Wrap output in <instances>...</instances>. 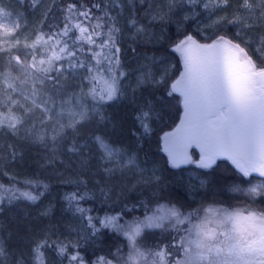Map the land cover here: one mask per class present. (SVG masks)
Returning <instances> with one entry per match:
<instances>
[{"label":"snow or ice","instance_id":"obj_1","mask_svg":"<svg viewBox=\"0 0 264 264\" xmlns=\"http://www.w3.org/2000/svg\"><path fill=\"white\" fill-rule=\"evenodd\" d=\"M16 4L25 12H39L40 23H29L27 15L0 6V137L44 150L42 167L69 186L61 200L89 236L109 229L124 238L112 258L99 257L96 264H264V209L253 206L258 199L264 202V0H61L58 4L53 0L51 6L45 0H16ZM178 6L186 13L184 23L195 26L191 31L178 30L171 44L170 51L179 57L180 67L172 66L178 75L170 79L168 69L153 73L145 65L135 84L129 83L121 61L125 28L135 42L148 33L138 17L140 9L153 23ZM202 15L211 23L202 25ZM224 24L234 25L235 31H224ZM101 79L103 87H98ZM147 88L181 98L179 125L163 136L170 166L187 164L204 170L197 176L198 188L203 189L207 182L199 177L212 175L217 161L230 162L237 182L228 191L240 203L202 200L191 208L158 196L153 187L151 198L138 199L115 214L92 215L85 206L92 180L85 173L92 171L93 160L99 177L95 187L104 196L113 180L140 170L133 155L110 145L93 125L108 121L106 106L129 93L135 103L137 92ZM156 115L152 101L138 105L139 129L147 134ZM5 147L8 155L0 159L16 160L15 145ZM190 149L199 150L198 159ZM64 172L75 178H66ZM0 174L10 181L0 183V212L18 202L37 205L50 188L39 175ZM158 181L153 173L141 175L137 183L158 185ZM139 209L142 219L134 215ZM51 210V205L44 207L39 216L48 217ZM128 215H133L131 221L124 219ZM53 236L48 228L34 231L16 252L0 239V264H48V249L60 258L59 264H85L78 240Z\"/></svg>","mask_w":264,"mask_h":264},{"label":"trees","instance_id":"obj_2","mask_svg":"<svg viewBox=\"0 0 264 264\" xmlns=\"http://www.w3.org/2000/svg\"><path fill=\"white\" fill-rule=\"evenodd\" d=\"M60 2L61 0H55L57 4ZM2 3L11 9L20 11L22 16L27 15V22L37 25L40 23L39 12L32 14L30 9L25 12L18 8L16 0H2ZM45 3L47 6H51L53 0H45ZM137 7L139 8V5ZM56 10L53 8V11ZM185 14V11L178 6L165 19L149 23L144 10H139L138 17L141 23L147 25V35L134 42L125 28L121 40L123 49L121 61L129 73V83L135 84L139 69L145 65L150 67L153 73L168 69L170 79H174L178 75L175 68L180 67L179 57L172 53L169 47L178 30L191 31L195 27L194 25L188 27L184 23ZM127 15L126 9L120 19L122 27L125 25ZM221 15H229V13H221ZM199 22L203 25L210 21L207 16L202 15ZM223 30L234 32L235 26L224 24ZM132 48H135L136 51L133 52ZM146 58H154V60L148 61ZM173 65L175 68L172 67ZM145 100L152 101L157 111L147 134L139 129L135 120L137 107L143 104ZM105 113L108 121L98 126L93 125L96 134L103 136L112 146L135 154L137 163L141 167H158L160 170L156 168L155 174L159 177V181L158 185L138 184L137 180L140 176L134 175L136 173H128L123 178L113 180L110 185L111 190L107 196H104L95 187L99 177L95 170V160H93L92 171L85 173L92 180L88 186L91 190L90 198L86 201L85 206L92 209L93 216L103 217L106 214H115L125 205L130 207L138 199L151 198L153 187H156L158 196L180 201L190 207L197 206L202 200L207 201L214 196L221 195L223 198H231L234 195L228 193L227 189L231 184L237 182L235 177L226 180L227 183H219L215 181L216 179L212 174L207 177L203 176L207 182V187L197 195L191 196L193 191L189 187L185 170H167L164 161L157 154L156 149L160 146L162 135L171 130L180 118L181 105L177 96L165 97L163 89H142L137 92L135 103L132 102L129 93L127 98L119 99L106 106ZM9 144L15 145L19 155L14 161L0 159V172L15 173L18 178L39 175L49 182L50 188L37 205L18 202L5 206L4 210L0 212V239L5 242V247L10 252H16L25 247L32 232L48 228L53 231L54 239L59 237L65 240H78L80 245L78 250L83 256L85 264H96L99 257L112 258L116 248L125 243L124 238L109 229H101L96 236H89L86 230H82V224L77 216L68 210L61 200L62 193L68 191L69 186L61 184L60 175L53 170L42 167V160L45 156L44 150L38 145L16 140L10 136H3L0 137V156L6 157L8 155L5 146ZM217 164L219 165L217 168L229 169L234 173V169L226 161H218ZM64 176L69 179L75 178L68 172H64ZM255 181L257 180L253 182ZM0 183L8 185L10 181L7 176L0 174ZM243 186L248 185H241V187ZM198 196L201 197L199 200L196 199ZM49 205L52 206L51 214L41 218L39 211ZM254 205L264 206V202L258 199ZM134 215L142 219L143 209H139ZM131 218L133 215H128L124 219L129 221ZM46 258L48 264H59L60 258L52 249L47 250Z\"/></svg>","mask_w":264,"mask_h":264},{"label":"rangeland","instance_id":"obj_3","mask_svg":"<svg viewBox=\"0 0 264 264\" xmlns=\"http://www.w3.org/2000/svg\"><path fill=\"white\" fill-rule=\"evenodd\" d=\"M157 3H161V0H157ZM0 6H4V7H7L5 6L3 3H0ZM9 10H13L9 7H7ZM211 23V22H209ZM208 23V24H209ZM171 48V45L169 47V49ZM98 87H103V81L101 79V83L98 85ZM179 99V103L181 105V115L183 114V109H182V103H181V98L176 95ZM169 131H166L162 137H161V142H160V146L156 149V152L157 154L162 158V160L164 161V166L166 167L167 170H179V169H184L185 172H186V176H187V180L189 182V187L191 189L192 194L191 196H195L197 195L198 193H200L203 189H199L198 188V185H199V180H197V176H198V173L204 171V170H201V169H197L195 167V165H182L180 168H172L170 166V164L168 163V157H167V154L163 151V136L168 133ZM108 142V141H107ZM109 143V142H108ZM111 145V144H110ZM101 147H103L101 145ZM118 148V147H116ZM118 149H121V148H118ZM123 150V149H121ZM125 153L129 154V155H133L135 158H136V155L135 154H132V153H129L125 150H123ZM190 153L192 154V157L194 160L198 159L199 158V152L195 149L193 150H190ZM218 163V161H217ZM229 164V163H228ZM230 165V164H229ZM160 170L158 167H153V168H148V167H141L139 165V171H136L134 175H138V176H141L143 175L144 177H148L150 175H152L153 173H155L157 171V169ZM208 171H212V170H208ZM213 177L216 179L215 181H218L219 183H225L224 181L226 180H230L232 178H234V173H232L229 169H219L217 167L214 166V172H213ZM200 180H205L203 176H200L199 177ZM259 181H255L253 182L254 184L255 183H258ZM193 184H196L197 185V188H193ZM233 184H231L230 186H232ZM229 186V187H230ZM228 187V188H229ZM243 187H248V186H243ZM227 192L230 193L227 189ZM232 194V193H231ZM201 197H197L196 199L199 200ZM213 199L217 200V201H230L233 205L235 204H238L240 203L239 200L237 199H233V196L231 198H223V196L221 195H218L217 197L214 196L212 197L210 200H207L205 202H211ZM170 200L172 203H176V202H179L180 204H183L181 203L180 201H177V200H174V199H168ZM200 204V203H199ZM199 204L197 206H199ZM197 206H194V207H191V208H196ZM254 207H257V208H260V209H264V206H257V205H253ZM133 218H131L129 221H131ZM150 230H146V232H149ZM126 250V249H125ZM116 251V250H115Z\"/></svg>","mask_w":264,"mask_h":264},{"label":"water","instance_id":"obj_4","mask_svg":"<svg viewBox=\"0 0 264 264\" xmlns=\"http://www.w3.org/2000/svg\"><path fill=\"white\" fill-rule=\"evenodd\" d=\"M182 115H183V114H182ZM182 115H180V118H179L178 122L176 123V125H175L171 130H169V132L173 131V130L179 125V122H180V119L182 118ZM190 150H193V149H190ZM195 150H197V151L199 152L198 149H195ZM226 162H227V161H226ZM227 163L230 164V162H227ZM230 165H231V164H230Z\"/></svg>","mask_w":264,"mask_h":264}]
</instances>
